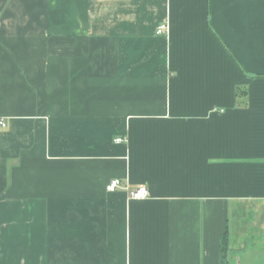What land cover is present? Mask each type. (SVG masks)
I'll list each match as a JSON object with an SVG mask.
<instances>
[{"label":"crops","instance_id":"0c3cea01","mask_svg":"<svg viewBox=\"0 0 264 264\" xmlns=\"http://www.w3.org/2000/svg\"><path fill=\"white\" fill-rule=\"evenodd\" d=\"M0 264H264V0H0Z\"/></svg>","mask_w":264,"mask_h":264},{"label":"built area","instance_id":"2783aa9c","mask_svg":"<svg viewBox=\"0 0 264 264\" xmlns=\"http://www.w3.org/2000/svg\"><path fill=\"white\" fill-rule=\"evenodd\" d=\"M167 32H168V27L166 25L160 26L157 30V34H159V35L166 34ZM2 126L5 127L6 125L2 124ZM124 141H125L124 138H117L116 139L117 143L124 142ZM122 186H123L122 180L119 178H115V179H112L110 181L107 189L109 192H115V191L121 189ZM130 194H131V197L133 199H146L149 197V190L146 186H140L137 189L131 191Z\"/></svg>","mask_w":264,"mask_h":264}]
</instances>
